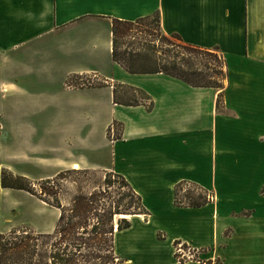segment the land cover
Instances as JSON below:
<instances>
[{
	"label": "crops",
	"instance_id": "crops-1",
	"mask_svg": "<svg viewBox=\"0 0 264 264\" xmlns=\"http://www.w3.org/2000/svg\"><path fill=\"white\" fill-rule=\"evenodd\" d=\"M156 12L164 34L219 52L227 70L222 91L191 87L164 74H129L112 61L109 21H132ZM100 27L107 36V62L86 50L81 40ZM58 33L62 40L53 39ZM67 35V47L77 50L67 49L66 54L93 60L70 69L69 76L81 81L86 75L106 86L66 85L72 99L67 94L60 103L53 95L45 106L110 109L104 143H96L95 131L81 134L77 154H63L48 175L16 171L15 162L27 158L13 155L0 161V171L38 180L65 169H104L123 176L148 212L134 215L131 227L152 230L126 240L123 259L114 249L117 264H179L178 245L200 259L180 264H225L223 255L221 261L215 256V248L237 212L250 214L244 223L254 229L252 238L264 241V0H0V59L22 49L33 54L38 44L49 42L46 54ZM114 83L142 89L151 97L152 108L114 104ZM220 93L222 105L217 107ZM113 123L118 134L109 140L106 132ZM181 182L201 186L214 200L197 208L177 207L174 189ZM121 232H115L114 241ZM231 245L235 248H228Z\"/></svg>",
	"mask_w": 264,
	"mask_h": 264
},
{
	"label": "rangeland",
	"instance_id": "rangeland-1",
	"mask_svg": "<svg viewBox=\"0 0 264 264\" xmlns=\"http://www.w3.org/2000/svg\"><path fill=\"white\" fill-rule=\"evenodd\" d=\"M96 33L94 35L86 33L81 38V40L85 41L83 47L86 50L95 52L97 58L107 62V36L104 34V27L98 28ZM67 36L68 38L65 37L66 39H64L65 41L62 44L52 46V48L50 46L46 54L44 50L49 42L46 45L38 44L41 46L36 47L33 54V51L24 54L26 49H22L17 53L11 52L5 58L0 59V161L4 163L6 159L10 158V155H13V157L18 156L19 159L27 158L28 160L15 162L16 171L27 169L33 173V169L35 170L33 175H38L35 177L51 173L54 170L53 164L63 154H77L80 148L78 143H80L82 136L89 131H95L96 143H104V124L111 116L110 109L107 113L105 110L92 112L78 109L76 111L71 107L47 108L45 106L48 98L53 95L55 98L59 97L60 103L62 101L66 102L67 94L72 99L73 95L66 93V85L72 88L106 86L102 80L93 79L86 75L81 76V81L76 79V76H69L71 74L68 73L70 69L93 60L86 58L84 55L75 54V52L66 54L67 49L77 50L67 47V40L71 39L69 37L73 35ZM54 37L53 39L62 38L60 33L55 34ZM170 41L176 44L174 49H178V46L181 45L173 38ZM84 48H81V50H84ZM104 98L105 93H103ZM116 127V125L108 127L106 136L109 140L116 138L118 134ZM65 170L87 171L86 174L83 172L70 174L67 180L58 182L60 186L55 185L63 190V196L60 200L66 209H70L69 204L80 191L89 194L97 190H107L109 194L106 197H111V199L118 198L119 195L127 192L114 177L110 176L111 172L108 170ZM3 171L11 173L7 169H3ZM2 172L0 171L1 175ZM32 173L28 174L32 175ZM27 178L32 181H41L37 178ZM105 179L111 182L110 186L103 184ZM26 193L21 190H5L0 185V234L21 227H29L37 233H53L59 210L46 205L36 197V199H29ZM182 194L183 192L180 193V196ZM105 202V204L110 203L107 198ZM239 208L241 206L236 209ZM133 216L116 215L114 220L115 223L122 219L130 221ZM249 216L248 212L235 213L233 219L227 223L222 236L219 238V245L215 248V256H218L220 261V257L223 258L224 256L225 264H264V262H260L264 259V241L252 238L250 233L254 229L248 228L244 223V219ZM50 229L53 230L45 231ZM141 230L149 232L152 228L133 225L115 236L114 249L119 254L121 253L122 259L126 249V240L134 238ZM53 241H48L46 246L41 245L44 241L40 240L37 243L39 245L37 251H43L47 254V257L45 259L36 257L35 264H54L51 256L57 249L52 246ZM230 244H235V248H232L233 245L228 248ZM87 253V251L83 250L81 254ZM194 258L197 260L198 257ZM198 260L200 259L198 258ZM183 262L181 261V263ZM12 263L17 264L16 261ZM81 264L83 263L81 262ZM216 264H218V261H216Z\"/></svg>",
	"mask_w": 264,
	"mask_h": 264
},
{
	"label": "trees",
	"instance_id": "trees-1",
	"mask_svg": "<svg viewBox=\"0 0 264 264\" xmlns=\"http://www.w3.org/2000/svg\"><path fill=\"white\" fill-rule=\"evenodd\" d=\"M110 33L111 59L129 74H164L191 87L213 88L217 91H222L225 87L226 64L219 52L216 49L207 50L185 44L177 34H164L157 12L132 21L112 19ZM170 37L181 43L178 49H174L176 44L171 43ZM111 87L114 104L144 105L147 110L152 108L151 97L142 89L121 83H114ZM220 105L222 93L217 98V107ZM78 172L87 173L62 170L53 178L32 181L24 176L2 172L0 185L3 189L25 191L46 205L58 209L59 216L51 234L37 233L29 227L14 228L0 234V264H13V261L17 264H35L36 257H47L43 251H37V243L41 240L44 241L41 245L46 246L53 239L55 241L52 246L57 249L51 256L54 264L118 263L114 255V235L117 231L129 229L131 222L122 219L115 223L114 217L147 215L148 212L141 197L125 178L113 172L110 176L126 189L125 194L111 199L106 197L109 194L107 190L89 194L80 191L69 204L70 209H66L60 200L63 190L58 187V182L67 180L70 174ZM103 184L110 186L111 182L105 179ZM208 194L197 184L181 182L174 189V204L177 207H201L212 202ZM106 198L110 201L109 205L105 204ZM83 250L88 253L81 254Z\"/></svg>",
	"mask_w": 264,
	"mask_h": 264
},
{
	"label": "built area",
	"instance_id": "built-area-1",
	"mask_svg": "<svg viewBox=\"0 0 264 264\" xmlns=\"http://www.w3.org/2000/svg\"><path fill=\"white\" fill-rule=\"evenodd\" d=\"M208 198H210L211 201L214 200L213 195L211 193L208 194ZM186 251V252H185ZM184 251V247L182 245H178L176 249V255L179 256L178 263L180 264L181 261H187V260H196L194 257V254L191 253L190 249H187Z\"/></svg>",
	"mask_w": 264,
	"mask_h": 264
}]
</instances>
